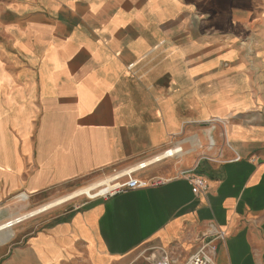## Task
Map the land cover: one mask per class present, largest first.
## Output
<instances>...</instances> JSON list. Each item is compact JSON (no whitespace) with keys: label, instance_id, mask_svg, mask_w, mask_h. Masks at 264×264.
Returning a JSON list of instances; mask_svg holds the SVG:
<instances>
[{"label":"crops","instance_id":"1","mask_svg":"<svg viewBox=\"0 0 264 264\" xmlns=\"http://www.w3.org/2000/svg\"><path fill=\"white\" fill-rule=\"evenodd\" d=\"M177 146L147 187L3 220L0 264H186L211 224L217 264H264V0H0V220Z\"/></svg>","mask_w":264,"mask_h":264},{"label":"built area","instance_id":"2","mask_svg":"<svg viewBox=\"0 0 264 264\" xmlns=\"http://www.w3.org/2000/svg\"><path fill=\"white\" fill-rule=\"evenodd\" d=\"M217 122H221L224 124V122L220 120H218ZM217 122H213V124L215 125L217 124ZM223 135L225 136V133ZM225 139H226V145L230 148V144L227 141L228 138L226 136H225ZM214 143H215L214 141H210L209 145L211 148L214 147ZM184 154L185 153H184L183 146L172 147L171 149L166 150L162 154L163 158L157 160L156 163H160L164 160L171 159V158H180L184 156ZM158 157L159 156H157L156 158ZM146 168L147 167L141 166L140 170H144ZM133 174L134 173L126 175L125 176L126 181L121 183L119 188H116L110 191V193H107L102 196H96L95 198H90L88 196H85L87 198V202L95 201V199L111 198V196H114L118 193L126 192V190L128 189H141L143 187L149 186V184L155 183V181H151V180L145 181L142 179L141 180L137 179L133 176ZM187 175H188L187 180L195 187L197 192H203L207 189V184L200 176L192 174L191 172L187 173ZM94 192L95 191H93V193ZM23 196L24 195H21L19 197H23ZM87 202L85 203L88 204ZM75 209H78V208H75ZM226 236L227 234L225 230L219 229L215 225L211 224L208 227L205 234L201 238H199V242H200L199 249L194 254H192V256H190L186 264H217L216 256H217V252L219 249V244L220 242L225 241ZM166 264H168L167 261H166Z\"/></svg>","mask_w":264,"mask_h":264},{"label":"rangeland","instance_id":"3","mask_svg":"<svg viewBox=\"0 0 264 264\" xmlns=\"http://www.w3.org/2000/svg\"><path fill=\"white\" fill-rule=\"evenodd\" d=\"M128 170H129V168H125L124 170L123 169H118L116 171L115 170L114 171L111 170L112 173H110V175L108 177H104L101 180H96L95 182L89 183L87 185L80 184V183L79 184H77V183L66 184L63 187H61L60 189L51 191L48 194H45V195H43V196H41L39 198H33L32 200L27 201L28 205H26V206L19 205L18 201L20 200L21 197H17V200H12V201L8 202L6 204V206H4L5 214L1 218L0 222H3V220L7 219L8 217L13 218V217H15L18 214H21L23 212L32 211L34 208H36V207H38L40 205H43L45 203H47V205H49L50 203L62 200V199H64V197H67V196L79 193V191L91 188V187L95 186L96 184H98L100 182H103V181H105L107 179H110V177H113L115 175L117 176V175L125 174V172H127ZM125 179H126V177L122 180V183L124 182ZM106 189H107V187H102V188H99L97 190L95 189L94 193L92 191V192H89L87 194L81 195L78 198L65 203L64 206L56 208V209H53V210H51L49 212L56 211L58 209L59 210L60 209L61 210L69 209L71 207L74 209V208H76L78 206V204H79L78 202L80 200H83V202H87V198L85 196H88L90 198H95L96 196H102ZM48 214L49 213H45V214L38 215V216L34 217L33 219H30V220L28 219L29 221L27 220L24 223H21L17 227H15V231H17L19 228H22V227H24L26 225H29L30 223H34L35 221L43 220V217H45Z\"/></svg>","mask_w":264,"mask_h":264},{"label":"bare ground","instance_id":"4","mask_svg":"<svg viewBox=\"0 0 264 264\" xmlns=\"http://www.w3.org/2000/svg\"><path fill=\"white\" fill-rule=\"evenodd\" d=\"M161 158H163V155L162 156H159L158 158H155L153 160H148V161H150L148 163H146L147 161H143L140 164L135 165V166H138V168H136V169L135 168L134 169H131L130 171L125 172V174H121V175H117V176L115 175L113 177H110V179H107V180H105L103 182H100V183L96 184L95 186H93L91 188H88V189L79 191V193H76V194H73V195L64 197V199H62V200H59V201L50 203L49 206L43 207V208H41L39 210H36L33 213H31L29 215H26L25 217H33V216L38 215V214H41L43 212H47V211H49L52 208H55V207H58V206H62L65 203H67L69 201H72V200L78 198L81 195H84V194H87L89 192L95 191V189L97 190V189L102 188V187H107V189L105 190V192H104L103 195H105L107 193H110V191H112V190H114L116 188H119V186L122 183V180L124 179V177L126 175L131 174V173H136L137 171H141L140 170L141 169V166L148 167L149 165L156 163V161L159 160V159H161ZM24 196L27 198L26 195H24ZM23 218L24 217H20V218H18L14 222H9V223L3 224V226L0 227V232H2L5 229L10 228L15 223L21 222L23 220Z\"/></svg>","mask_w":264,"mask_h":264}]
</instances>
